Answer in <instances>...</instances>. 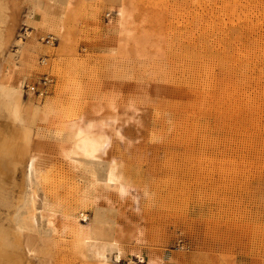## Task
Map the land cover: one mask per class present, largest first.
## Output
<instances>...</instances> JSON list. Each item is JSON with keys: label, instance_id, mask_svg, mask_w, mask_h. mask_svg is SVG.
Instances as JSON below:
<instances>
[{"label": "rangeland", "instance_id": "1", "mask_svg": "<svg viewBox=\"0 0 264 264\" xmlns=\"http://www.w3.org/2000/svg\"><path fill=\"white\" fill-rule=\"evenodd\" d=\"M31 2L0 0V80L13 76L9 55L20 74L17 89L0 83V264L14 254L20 264H93L60 227L79 212H98L122 237L115 264H142L129 250L160 264H264V0H46L71 7L62 34L31 27L38 37L22 23ZM118 3L132 15L122 35L108 25ZM43 77L44 97L24 94ZM46 102L65 116L90 117L97 105L116 116L122 137L98 163L118 164L125 196L97 188L81 202L86 178L33 114Z\"/></svg>", "mask_w": 264, "mask_h": 264}, {"label": "bare ground", "instance_id": "2", "mask_svg": "<svg viewBox=\"0 0 264 264\" xmlns=\"http://www.w3.org/2000/svg\"><path fill=\"white\" fill-rule=\"evenodd\" d=\"M48 1L51 2V0ZM70 7V2L67 3L65 7L66 10H63L62 8H56L54 4H47L41 0H35L25 15V18H23L22 23L28 28L38 27L48 32L58 31L62 34L65 29L62 19L66 13L65 11H70ZM112 11L114 13V18L108 21V25L115 30L116 34L117 32L119 34L124 31L126 32V24H128L127 22L132 15H130V12L122 3H118L117 6H114ZM25 33H29L27 29ZM22 42L24 41L22 40ZM20 43V40L16 42V44ZM5 64L10 67L14 73L9 79L10 81L4 79L0 80V83H2L1 88L6 90L17 89L20 75L17 69L18 66L13 63L11 55L7 57ZM107 108L112 109V105L109 104ZM103 109V105H97L92 108L90 117H85L84 114L72 117V115L65 116L61 114L62 112L60 111V113L53 103L46 102L39 110H34L36 114L33 112V114L38 117L40 126L51 134L50 140L60 158L68 164L73 172L82 174V176L86 178L87 186L81 193V202L84 201V203L89 200L95 201L97 199V196L91 193V190L96 192L98 190L97 188L101 191L111 190L120 198L128 193V185L117 171L118 164L116 165L115 161L112 159L101 169L98 163L99 157L104 154L106 148L111 145L112 138L117 137L120 139L122 137L114 126L117 120L114 114L110 113L104 117L99 116ZM70 114L71 113H69V115ZM15 118L20 123L17 113L15 114ZM93 145L97 146L94 158ZM39 157L40 152L38 144H36L26 161V176L28 178L32 175L35 176L36 172H38ZM109 173H111L112 176L111 182H109ZM78 176L82 177L81 175ZM42 206L45 212L46 226L49 228L50 232L54 234L56 232V227L53 226L55 212L50 206H47L45 202H42ZM60 227L62 231L71 235L73 250L83 259L88 258L91 260L93 264L119 263L120 258L125 254V250L120 244V239L122 237H118V233L117 235L115 234L116 236L111 233L110 229L107 227V223L102 221L98 212H95L91 219L82 212H79L77 216H64ZM24 237L27 238L28 236ZM132 238H135V241H139L138 235L136 237H130V239ZM21 247L24 254L32 252L28 239L23 241ZM110 255H113L115 262H110ZM128 255L130 257H135L138 259V262L142 264L161 263L160 258L156 257L154 254L148 255L140 251L129 250ZM10 261L12 264H20L22 263V256L14 254L10 258Z\"/></svg>", "mask_w": 264, "mask_h": 264}, {"label": "built area", "instance_id": "3", "mask_svg": "<svg viewBox=\"0 0 264 264\" xmlns=\"http://www.w3.org/2000/svg\"><path fill=\"white\" fill-rule=\"evenodd\" d=\"M110 15H106V17H108ZM55 41V38L53 37H47L46 38V43L49 42H53ZM48 80L46 78H41L38 80L37 83L33 84V85H23V90H24V94L28 95L29 93L31 95H34L37 98H42L47 94V85H48Z\"/></svg>", "mask_w": 264, "mask_h": 264}, {"label": "crops", "instance_id": "4", "mask_svg": "<svg viewBox=\"0 0 264 264\" xmlns=\"http://www.w3.org/2000/svg\"><path fill=\"white\" fill-rule=\"evenodd\" d=\"M43 2L46 3V0H43ZM54 4H55V2H54ZM31 29L33 30L32 32L36 34V37H38L41 34H44V32H42L41 30L39 31L37 29H33V28H31Z\"/></svg>", "mask_w": 264, "mask_h": 264}, {"label": "snow or ice", "instance_id": "5", "mask_svg": "<svg viewBox=\"0 0 264 264\" xmlns=\"http://www.w3.org/2000/svg\"><path fill=\"white\" fill-rule=\"evenodd\" d=\"M96 145H93V158H94V153H95V151H96ZM112 181V176H111V173H109V182H111Z\"/></svg>", "mask_w": 264, "mask_h": 264}]
</instances>
